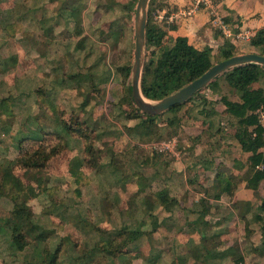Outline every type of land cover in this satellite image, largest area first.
<instances>
[{
    "label": "rangeland",
    "instance_id": "1",
    "mask_svg": "<svg viewBox=\"0 0 264 264\" xmlns=\"http://www.w3.org/2000/svg\"><path fill=\"white\" fill-rule=\"evenodd\" d=\"M131 1L134 0H109L111 9L104 11L99 6L107 0H40L34 15L41 21L33 23L30 6L14 7L15 0H0V59L10 60L9 69L0 66V104L9 97L4 108L14 110L13 117L0 115V167H8L20 179L28 196V214L40 229L49 230L47 240L38 242L31 235L26 249L19 251L12 245L9 227H2L0 264H39L42 257L58 251L60 264H73L77 258L86 257L92 258L89 264H148L146 260L159 255L160 250L163 253L158 264H165L174 251L172 264H194L190 252L204 240L201 232L208 235L207 246L218 243L212 252L220 251L217 256L225 261L223 264H264V259L248 253L247 223L235 217L238 213L234 211V201L240 188L232 200L214 203L203 220L195 212L203 210L201 198L207 195L208 188L213 191L217 171L206 175L203 169L195 174L191 170L188 146L194 144L195 148L199 142L212 145L214 137L209 132L210 141L206 136L199 140L190 130L193 125L188 124L206 115L207 106L223 108L220 95L202 89L177 114L181 125L172 137L168 131L174 132V127L167 128L174 114H164L157 120L165 132L164 139L148 137L140 118H135L144 114L128 91L132 76L125 83L118 68L128 63L132 67L134 62L136 13L130 21L134 44L128 47L123 38L110 34L113 23L126 21L122 8ZM90 3L94 6L88 11ZM74 6L79 14L76 12L71 21L56 23L58 9L70 10ZM96 7L100 15L95 16L94 27L91 19ZM84 14L88 22L83 26ZM148 55L146 48L145 61ZM16 57L17 64L13 61ZM60 80L63 83L57 84ZM260 87L256 83L249 88ZM207 93L210 97L218 95L217 102L211 100L210 105H205L202 99ZM36 117L43 126V135L38 131ZM61 125L66 130L55 129ZM218 126L226 130L217 132L218 136L232 142L234 123L219 119ZM29 129L41 137L29 139ZM168 140L174 142L175 148L161 151V143ZM89 143L95 146L97 168L85 151ZM216 145L210 154L222 155ZM39 149L56 151L43 169H31L18 162ZM231 150L235 152L234 147ZM223 163L232 164L222 157L218 167ZM234 172L243 174L237 168ZM164 189L176 199L173 206L166 207L170 213L161 204L159 194ZM249 194L256 204L264 201V189L256 193L249 190ZM246 196L243 190L241 197ZM13 209L11 199L0 195V226L13 215ZM196 219L198 226L193 224ZM154 222H160V228L146 236L140 249L125 248L112 256L106 253L116 250L106 241L111 234L127 226L151 230ZM251 226L258 228L256 223ZM258 239V235L253 237L256 242ZM111 240L115 245L121 241ZM95 248L98 255L92 253ZM104 249L105 253L101 252ZM217 260L216 264H220Z\"/></svg>",
    "mask_w": 264,
    "mask_h": 264
},
{
    "label": "trees",
    "instance_id": "2",
    "mask_svg": "<svg viewBox=\"0 0 264 264\" xmlns=\"http://www.w3.org/2000/svg\"><path fill=\"white\" fill-rule=\"evenodd\" d=\"M108 2L105 4H100L99 10L109 11L111 5ZM111 1V0H110ZM138 0H134L124 5L122 12H125L127 17L126 21H118L112 24V30L110 31L112 37H121L125 40L124 43L129 47L132 43L134 44V33L131 27L130 21H133L134 14L136 13ZM117 4L115 6H119ZM76 6L66 10V7L58 9L57 12L64 16L67 20H72L75 13ZM167 7V3L161 0H151L148 12V25H147V50L149 55L145 61L142 75V94L143 96L151 101H160L176 92L186 87L190 83L202 77L207 71H209L214 65L230 59L238 55L239 51L236 48V44L231 41H226L225 45L217 50L213 51L212 48L207 47L203 50H199L189 43L187 38H177L174 44L166 41L167 31L162 28V23L156 20V12ZM65 8V9H64ZM77 12V13H78ZM79 14V13H78ZM77 15V14H76ZM251 44L255 48L256 52L264 56V29L259 30L256 34L251 36ZM126 47V48H128ZM125 57L127 55L126 49L124 48ZM2 63L0 66L9 69V59H0ZM13 61L17 64V57L13 58ZM118 71L122 73L125 83L132 76L131 65L125 64L118 68ZM63 80H60L57 84H62ZM259 83L261 87L258 89H250L253 84ZM213 93H218L221 97V102L226 108L229 115V120L235 125V131L232 133V147H237L238 152L242 153V158L239 159L237 156L229 158L233 161L231 165L221 164L215 171L216 182L212 185L213 191L210 188L207 189V195L201 198L203 210L195 211L199 215V219L205 218L211 210V206L219 200H224L230 198L231 200L237 195L238 188H240L241 183H244L246 189L253 193L264 189V170H259L257 167L264 166V123L261 120L259 111H264V66L258 64H248L245 66L235 67L222 75L218 76L213 82H211L207 87ZM128 91L132 94V85L128 87ZM200 92V91H199ZM198 92V93H199ZM197 93V94H198ZM197 94L190 99L188 102L192 101ZM235 96H238L234 98ZM9 97L3 99L0 104V115L7 117L14 116V110L5 107V102L9 101ZM133 100V95H132ZM203 103L205 105H210L209 100L204 97ZM186 102V103H188ZM133 103L134 100H133ZM186 103L177 105L171 108L169 111L156 115H143L135 116L136 119L140 118L141 126L146 130V135L148 137H160L161 139L166 138L164 131L161 130L157 120L164 114H174V117L170 118L168 121L167 129L174 127V132L169 130V137L177 135L180 129L181 120L177 118V114L186 105ZM4 109V110H3ZM208 117H213L211 122V132L216 134L222 129L218 128V119L216 121L215 115H218L215 111L213 104L204 108ZM134 117V116H133ZM36 125L38 126V131L43 135L41 123L39 117H36ZM221 120V119H220ZM189 121V120H188ZM190 121H189V124ZM66 128L61 125L57 126L55 129ZM186 127L185 129H187ZM192 127L190 128V130ZM218 130V131H217ZM163 131V132H162ZM226 131V130H225ZM27 137L29 139H39L38 133L35 130H30ZM192 134V133H191ZM60 135V134H59ZM217 135V134H216ZM192 136V135H190ZM197 137V136H194ZM212 137H215L212 135ZM223 137V136H222ZM27 138V139H28ZM199 140L202 136H198ZM198 140V141H199ZM169 141V140H168ZM201 143V142H200ZM235 143V144H234ZM230 146V148H232ZM194 150V144L190 146V153ZM85 151L89 156L90 163L97 168V160L94 156L95 146L89 143ZM56 152L55 149L50 152H46L43 149L31 154L29 157L19 160L25 167L31 169H43L46 167L49 160L52 158L53 153ZM235 153V152H234ZM205 156L202 159H206ZM207 161L209 165H213V158ZM234 168L242 171V176H238L234 172ZM0 195H6L11 199L14 204L13 215L6 219L4 224L0 226V231L2 227L6 226L10 229V237L12 240V245L16 246L19 251L26 249L28 245V237L32 235L38 242H44L47 240L49 230H42L40 226L34 224L33 218L28 214L25 205L28 200L27 193L24 191V185L14 174L12 170L8 167H0ZM162 199V207L168 213L172 212L167 210V205L171 204L175 199L171 196L169 190L164 189L159 194ZM176 200V199H175ZM236 201V202H235ZM234 201V211L238 213L235 217L241 218L247 224L246 226V241L248 243V253L258 255L261 260L264 259V201L260 204H256L252 200H235ZM160 204V205H161ZM173 206V205H172ZM155 215V214H154ZM199 219L193 221V224L198 225ZM252 223H256L258 228H254ZM160 222L153 223L151 230L142 228L140 230L132 227H123L121 231L115 234H111L107 237V242L109 241V246L116 248L115 251L111 250H101L104 252L107 250L109 256L115 255L116 252H120L125 248L129 251L137 250L141 248L144 243L146 236L155 233L160 228ZM144 229V230H143ZM204 234V238H207V234ZM258 235L259 239L257 242L253 240V237ZM120 239L121 241L115 245V241L111 239ZM105 241V242H106ZM207 242L200 244L199 246H194L193 251L190 252L191 256L194 257L195 261H199L203 264H210V257H216L217 252H212L216 248L218 243H214L212 246H207ZM106 245V244H105ZM98 255V251L95 248L92 252ZM153 253V252H152ZM162 251L160 250L159 255L153 254L146 261L148 264H158V259L162 256ZM171 258L167 260L165 264H172L175 261L174 255L175 251L171 254ZM61 252L58 251L56 254H50L47 258L42 257V262L39 264H56L59 262V257ZM188 257V256H186ZM89 259L77 258L76 262L73 264H89ZM169 261V262H168ZM60 264V262H59Z\"/></svg>",
    "mask_w": 264,
    "mask_h": 264
},
{
    "label": "crops",
    "instance_id": "3",
    "mask_svg": "<svg viewBox=\"0 0 264 264\" xmlns=\"http://www.w3.org/2000/svg\"><path fill=\"white\" fill-rule=\"evenodd\" d=\"M165 1L167 3V7L162 9L164 11H167V14L165 15L164 19L160 21L162 23V28L167 31L166 41L170 42V44H174L177 38H187L189 40V43L196 47L199 50H203L207 47H210L213 49L214 52L222 48L226 41H231L233 44H236V48L239 51L238 55L242 54H249V53H257L255 48L251 44V40H245V39H239L237 36L242 32H249L251 36L253 34H256L259 30L264 29V0H217L218 7L220 9V13L223 16L225 22L229 25L232 34H234L233 39L227 38L223 32L218 30L214 24L212 23L210 14L202 10L196 15H194L192 18H175V20L169 21V17L172 15V13L178 14L184 9H190L195 0H161ZM26 5L30 6L29 14L30 18H32L33 23L40 22V18L36 17L34 13L37 11L38 8H40V0H29V1H22V0H15V4L13 3L14 7L20 6V5ZM90 9L94 6L92 3H90ZM95 12H93L94 18L91 19V23H95V16L97 14L100 15V11H97V7L95 8ZM91 15V14H90ZM67 14L65 13L64 16L61 14H58L55 18L56 23L62 22V21H70L66 20ZM53 17V16H52ZM52 19V18H51ZM48 21V19L42 21V23H45ZM87 19L85 17V14L83 15V26L86 23ZM97 25L94 24V27ZM96 32L98 29L93 28ZM93 31V32H94ZM84 35L88 34V30L84 31ZM94 34V33H93ZM95 36V35H94ZM96 42V41H94ZM94 77L96 76L95 72ZM204 90V89H203ZM209 90V89H208ZM206 97L209 101L214 100L217 102V99L219 98L218 95L210 97L209 94H206ZM221 99V98H220ZM223 107V105H221ZM216 113L219 115H215L216 121L217 119H222L225 121V119L229 120V115L226 111V108H219L214 107ZM206 113V112H205ZM190 118V117H189ZM213 117H208V115L201 114L198 116V119L196 121H191L192 131L193 134L198 136H202V139L206 138L209 140V132L211 133V136L214 135V140H211L212 145H202V143H198L192 154V161L190 164L191 170H194V174L198 171L200 168L203 169L206 175L214 174L213 170L215 171L218 167V160L222 157L228 161L233 163V161L229 158V156L232 155V157L237 156V158H242L241 152H236L238 149H235L237 147H234V152H232L229 141L227 138H224L225 136H218V134H212L210 129V124L212 122ZM194 120V118H193ZM195 123V124H194ZM224 125V124H222ZM219 127V126H218ZM220 128V127H219ZM218 131V130H217ZM135 132V131H134ZM210 141V140H209ZM215 141V142H213ZM214 144H217V147H220L222 150L221 153H213L212 155L209 152L210 149L214 148ZM221 144V145H219ZM235 144V143H234ZM190 148V146H188ZM203 148V149H202ZM207 149V150H206ZM233 149V147H232ZM219 155V156H216ZM203 156H209L211 159L213 158V165H209L207 163L208 160L202 159ZM221 157V158H220ZM205 164V165H204ZM187 166H185L186 168ZM194 168V169H193ZM178 170V169H177ZM245 191L248 196L242 198L241 192ZM249 190L246 189L245 186H240V190L237 195V200H251L249 199ZM239 197V198H238ZM220 201H217L218 203ZM198 226V225H197ZM206 234V233H205ZM204 238V234H202ZM208 238V235H207ZM207 238H204L205 242H207ZM204 240L199 243H195L197 246H199L202 243H205ZM217 252V251H216ZM220 252V251H218ZM193 258V256L189 257ZM188 257V261L191 262V260ZM210 264H216L215 259H218L217 261H220V264L225 263L223 260H219L220 256L210 257ZM214 259V260H213ZM192 263V262H191ZM194 264H203L199 261L193 262Z\"/></svg>",
    "mask_w": 264,
    "mask_h": 264
},
{
    "label": "water",
    "instance_id": "4",
    "mask_svg": "<svg viewBox=\"0 0 264 264\" xmlns=\"http://www.w3.org/2000/svg\"><path fill=\"white\" fill-rule=\"evenodd\" d=\"M151 0H139L136 9L135 23V50L132 65V95L133 100L144 115L156 116L169 111L171 108L184 104L192 99L199 91L207 87L218 76L240 66L258 64L264 66V56L258 53L236 55L214 65L202 77L182 88L178 92L160 100L146 101L142 94V75L145 64V51L147 48L148 12Z\"/></svg>",
    "mask_w": 264,
    "mask_h": 264
},
{
    "label": "built area",
    "instance_id": "5",
    "mask_svg": "<svg viewBox=\"0 0 264 264\" xmlns=\"http://www.w3.org/2000/svg\"><path fill=\"white\" fill-rule=\"evenodd\" d=\"M205 10L210 14L212 23L214 26L223 32L227 38L233 39L234 34H232L229 25L225 22L223 16L220 13V9L218 7L217 0H195L193 6L190 9H184L178 14L172 13L169 17V21H174L175 18H192L194 15L199 13L200 11ZM167 14V11L158 10L156 12V20L162 21ZM239 39L250 40L251 34L247 32H242L237 36ZM259 114L261 116V120L264 123V111L260 110ZM161 151H172L175 148V144L172 141L162 142L161 143ZM259 170H264V166H258Z\"/></svg>",
    "mask_w": 264,
    "mask_h": 264
},
{
    "label": "bare ground",
    "instance_id": "6",
    "mask_svg": "<svg viewBox=\"0 0 264 264\" xmlns=\"http://www.w3.org/2000/svg\"><path fill=\"white\" fill-rule=\"evenodd\" d=\"M146 101H148L147 99H146ZM149 102V101H148Z\"/></svg>",
    "mask_w": 264,
    "mask_h": 264
}]
</instances>
